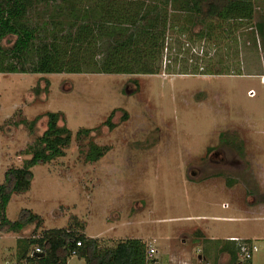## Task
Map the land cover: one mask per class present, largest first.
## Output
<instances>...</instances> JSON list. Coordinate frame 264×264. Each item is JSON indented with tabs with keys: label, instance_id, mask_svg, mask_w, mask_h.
<instances>
[{
	"label": "rangeland",
	"instance_id": "374dc122",
	"mask_svg": "<svg viewBox=\"0 0 264 264\" xmlns=\"http://www.w3.org/2000/svg\"><path fill=\"white\" fill-rule=\"evenodd\" d=\"M253 12L209 57L198 56L204 43L173 47L158 74L0 73V185L32 159L46 114L62 113L73 134L65 155L32 168L30 189L13 195L11 222L27 209L42 223L0 233V264H25L32 241L56 229L102 249L139 239L157 264H233L221 249L236 238L257 247L236 264H264V0ZM92 144L106 149L95 163Z\"/></svg>",
	"mask_w": 264,
	"mask_h": 264
},
{
	"label": "trees",
	"instance_id": "16d2710c",
	"mask_svg": "<svg viewBox=\"0 0 264 264\" xmlns=\"http://www.w3.org/2000/svg\"><path fill=\"white\" fill-rule=\"evenodd\" d=\"M83 3L91 9L80 11L78 6ZM253 17V0H0V73L158 74L164 55L171 54L173 47L184 51L188 46L195 52L196 43H204L205 51H201L205 54L198 56L209 57L214 43L230 39L227 27L236 22L251 23ZM256 32L264 38V21L256 24ZM195 67L204 75L222 74L210 67ZM46 83L49 85L48 80ZM46 117L47 130L32 159L24 168L10 169L0 185V233H19L42 223L40 216L27 209L11 222L7 208L14 194L30 189L34 178L31 169L63 157L72 142L71 130L60 125L65 121L62 113ZM107 124L113 129L110 121ZM90 133L81 131L78 138ZM105 154L106 149L92 144L86 160L95 163ZM32 244L42 252L33 255L35 249L24 254L25 264H68L73 251L86 264L155 262L148 258L149 248L139 239L102 249L96 239L56 229ZM221 251L237 263L239 243L226 241Z\"/></svg>",
	"mask_w": 264,
	"mask_h": 264
},
{
	"label": "built area",
	"instance_id": "2783aa9c",
	"mask_svg": "<svg viewBox=\"0 0 264 264\" xmlns=\"http://www.w3.org/2000/svg\"><path fill=\"white\" fill-rule=\"evenodd\" d=\"M262 84H264V79L262 80ZM253 95V93H251ZM231 241H234V242H237L239 243V246H240V254H241V257H243V260L244 261H249L252 259L254 253L257 251V247L253 244H249V243H246V242H242L240 241L239 239H236V238H232ZM77 246H81L80 243H78ZM42 251L38 248L35 250V252L33 253V255H37V254H40ZM154 254H156V250L154 248H149L148 249V258L150 260H154L153 259V256ZM72 255L73 256H77V251H73L72 252ZM151 264H157L156 260L155 262L151 263Z\"/></svg>",
	"mask_w": 264,
	"mask_h": 264
},
{
	"label": "crops",
	"instance_id": "0c3cea01",
	"mask_svg": "<svg viewBox=\"0 0 264 264\" xmlns=\"http://www.w3.org/2000/svg\"><path fill=\"white\" fill-rule=\"evenodd\" d=\"M86 237H88V238H93V237H90L89 235H86ZM229 239H230V241H231L232 238H229Z\"/></svg>",
	"mask_w": 264,
	"mask_h": 264
}]
</instances>
